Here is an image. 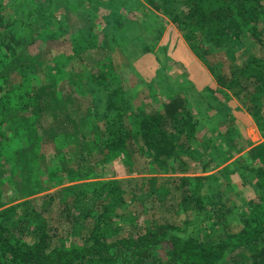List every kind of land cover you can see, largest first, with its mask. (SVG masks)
<instances>
[{"label":"trees","instance_id":"1","mask_svg":"<svg viewBox=\"0 0 264 264\" xmlns=\"http://www.w3.org/2000/svg\"><path fill=\"white\" fill-rule=\"evenodd\" d=\"M3 1L0 0V264H264V158L254 176L260 196L257 202H247L249 208L239 214V223L226 220L227 215L232 214L224 200L228 184L223 185L224 190H215L219 191V205L208 204L207 207L200 196L206 178L184 177L192 172L190 161H200L194 153H199V147L204 146L197 141L200 121L181 94H174L161 107H155L157 109H140L137 119L132 120L122 111L128 108V102H110V108H114L111 112L117 111L116 117L94 127L92 138L96 154L88 151L87 156H82L84 161L103 158V166L98 168L102 174L113 157L125 159L128 171L135 173L133 165L141 158L148 164L147 177L101 176V181L87 182L94 179L93 173L88 172L75 176L65 186L67 184L54 183L56 173L49 172L51 185L46 191H55L19 202L21 198L12 185L16 181L18 154L8 150L13 139L7 134L9 126L12 128V122L24 111L34 108L40 112L42 107H47L45 102L49 95L55 97L56 102L65 95L69 100L74 99L72 92L76 85L73 83L70 89L72 84H66L62 91L54 85L49 95L46 87L35 92L23 83H19L15 91L4 86L9 79L8 61L17 52L61 40L65 26L61 24L58 30H47V25L54 22L53 15L42 18L57 7H54L58 5L57 0H30L28 19L35 20L28 27L37 30L36 38L33 30L18 32L9 13L3 11ZM146 1L148 7L166 17L181 33L218 87L231 92L254 114L257 125L264 131V111L252 106L255 98L260 95L264 98V0ZM6 2L9 5L10 2ZM124 16L117 11L112 19L121 25ZM84 17L81 15L80 20ZM129 27L137 30L136 39L143 42L142 24L130 21ZM69 39L77 55L98 50L100 59L94 64L99 69L98 75L90 79L95 78L106 90L115 84L111 97L121 96L124 89L118 77L110 78V73L104 69L105 57L100 54L97 39L86 36ZM41 60L47 62L48 58ZM58 71L61 82L67 77L59 68ZM33 79L28 77L30 82ZM18 91L25 92L21 102L19 96L13 95ZM25 100L29 103L25 104ZM68 112V123L75 129L77 143L81 150H87L85 115L80 108ZM29 123L33 129L34 122ZM231 129L236 131L233 126ZM261 148L256 151L264 152V144ZM207 162L202 173L212 169L211 160ZM193 181L195 187L189 193L187 184ZM149 205L151 210L147 208ZM156 207L176 216L181 210L185 213L190 210V214L195 215L215 211L216 220L203 232L196 233L192 226L186 228L167 219L161 221L155 217ZM149 210L152 219H146ZM129 215L134 224L143 217L148 228L123 232L120 222L128 220ZM207 220L213 217L208 215Z\"/></svg>","mask_w":264,"mask_h":264},{"label":"rangeland","instance_id":"2","mask_svg":"<svg viewBox=\"0 0 264 264\" xmlns=\"http://www.w3.org/2000/svg\"><path fill=\"white\" fill-rule=\"evenodd\" d=\"M6 1L10 2L9 5ZM57 1L58 5L54 6L57 7L42 18L53 15L54 22L47 25V30H58L61 24L65 26L62 39L47 44L36 43V46L21 50L8 61L7 66L9 79L4 86L10 91H15L19 83L29 86L35 92L38 88L46 87L47 93H52L51 87L54 85L59 91H62L66 84H72L70 89L73 83L76 85L72 92L74 99L69 100L65 95L56 102L55 97L48 93L49 98L45 102L47 107H42L40 112L30 108L15 118L11 124L12 128L9 126L10 131L7 134L13 139L8 150H14L18 154V170L14 178L16 181L12 185L21 198L19 202H23V198L41 197L55 191H46L51 185L49 172L56 173L54 183L60 184H67L75 176L88 172L93 173L94 179L87 182L101 181V176L116 179L147 177L148 164L141 158L137 159L135 166L133 165L135 173L128 171L125 159L113 157L102 174L98 168L103 166V158L98 160L93 157L84 161L85 157L82 156H87L88 151L96 154L92 138L94 127L116 117L117 111L111 112L114 108H110V102H128V108L122 111L132 120L137 119L140 109H157L174 94H181L187 98L200 121L197 141L204 146H198L199 153L194 154L200 161H190L192 172L184 177L206 178L201 185L200 196L207 207L208 204L219 205V191L215 190H224L223 185L228 184V195L225 191L224 200L232 214L227 215L226 220L232 219L234 224L239 223V214L249 208L247 202H257L260 196L258 180L254 176L264 158L262 150L256 151V148L262 149L264 131L257 125L254 114L248 112L231 92L215 85V78L205 64L194 54L198 60L196 62L188 44L182 36L178 37L181 33L166 17L148 7L146 0ZM28 2L30 3V0H4L3 11L5 14L9 13L8 16L15 23L14 28L18 32L27 33L33 30V36L36 38L37 30L28 27L30 22L35 20L28 19L31 12ZM117 11L125 14L121 25H117L112 19ZM81 15L85 16L83 20H80ZM130 21L142 24L143 42L136 39L135 34L138 33L129 27ZM82 36L97 39L100 54L105 57L104 69L110 73V78L118 77L124 89L121 96L111 97L115 84L106 90L95 78L90 79L92 75H98L99 69L94 67V64L100 58L97 57L98 50L81 55L75 53L73 42L69 38ZM42 58H48L47 62L42 61ZM57 68L67 77L61 82L58 81L61 76ZM30 76L34 78L31 82L28 81ZM13 95L19 96L21 102L25 92L18 91ZM260 96L255 98L252 106L256 110L258 107L264 111V98L261 99ZM28 103L25 100V104ZM52 105L54 107H51ZM73 108H80L85 115L84 129L88 140L84 141L87 146L84 151L77 143L79 139L73 125L68 123V110ZM30 121L35 124L33 129ZM232 126L236 131H232ZM78 156H81V159ZM208 160H211L209 167L212 169L202 173L203 165L207 164ZM4 185L3 183L2 192ZM194 187L195 181L188 182L189 193ZM151 205L147 208L150 209ZM54 207L56 208L55 204ZM150 210L146 213V219H152ZM154 212L155 217L161 221L167 219L170 223L186 228L192 226L196 233L203 232L216 220L215 211L214 214L206 212L195 215L190 214V210L188 213L181 210L176 216L156 207ZM208 215H211L213 220H207ZM127 219L120 222L123 232H138L148 228L143 217L136 221L137 224L132 223L131 215L127 216Z\"/></svg>","mask_w":264,"mask_h":264},{"label":"crops","instance_id":"3","mask_svg":"<svg viewBox=\"0 0 264 264\" xmlns=\"http://www.w3.org/2000/svg\"><path fill=\"white\" fill-rule=\"evenodd\" d=\"M178 37L181 38V34H180V35L178 34ZM182 38H183V37H182ZM185 45H186V44H185ZM189 49H190V48H189ZM190 51H191V50H190ZM190 53L193 55V58H194V59L196 60V62H197L198 60H197V58L194 56L193 52L191 51ZM198 63L200 64V62H198ZM215 85H217V83H216ZM217 87H218V85H217ZM213 88H215V87H213Z\"/></svg>","mask_w":264,"mask_h":264}]
</instances>
